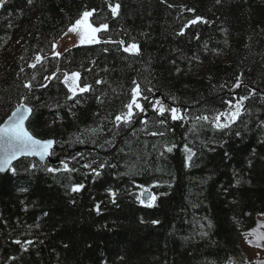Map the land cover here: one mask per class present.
Returning <instances> with one entry per match:
<instances>
[{"label":"trees","instance_id":"16d2710c","mask_svg":"<svg viewBox=\"0 0 264 264\" xmlns=\"http://www.w3.org/2000/svg\"><path fill=\"white\" fill-rule=\"evenodd\" d=\"M85 11L108 25L102 41L37 63ZM73 72L88 91L69 92ZM137 84L145 111L116 127ZM243 97L229 128L197 119ZM22 100L26 128L55 141L60 162L21 159L0 174V264H247L240 239L264 215V0H7L0 124ZM157 100L184 119L166 112L160 125Z\"/></svg>","mask_w":264,"mask_h":264},{"label":"snow or ice","instance_id":"6c2138e0","mask_svg":"<svg viewBox=\"0 0 264 264\" xmlns=\"http://www.w3.org/2000/svg\"><path fill=\"white\" fill-rule=\"evenodd\" d=\"M32 0H29V3H31ZM7 3V0H0V8L4 7V5ZM112 14L115 16L118 14V10L120 5L116 4L115 6L109 5ZM94 11V10H93ZM93 11H85L82 13L81 17L75 21V24L68 29L69 32H77L80 34L81 43H98L99 41L96 39V33L100 31V28L107 29L108 25L105 23L98 27H93V25L89 22V18L93 15ZM202 18L197 17L196 19L192 20L191 23L195 24L198 20H201ZM206 22V21H205ZM183 34V33H181ZM120 44H123V41L119 42ZM124 51L126 52H136L138 51V46L133 43L129 45L128 47L124 48ZM56 56H59V53H55ZM36 62H41V57L39 55L36 56ZM30 67L35 68L36 64L30 65ZM80 74L78 72H73L71 75L65 73L64 75V82L66 86L68 87L69 92L72 93L73 96L76 95L77 90L80 92H86L91 87L90 85H85L84 87H80V85L77 83L79 80ZM35 77H33L34 79ZM47 79V77H46ZM97 83H101V81H97ZM42 87H46V85H41ZM236 87H239V83L235 85ZM25 87L31 89L32 85L25 84ZM141 96L140 93V87L137 84L136 87L132 90V98L131 103H128L126 105L127 112L121 113L119 115H116L115 117V125L116 127H119L121 123L124 124H131L133 122V118L136 115V113L133 111V108L138 109L139 112L143 113L145 111V108L138 102V97ZM144 99H147V97H144ZM244 99H247V97L241 98V103H237L234 107L231 106L230 102V111L229 112H219L214 117L209 118V116H200L197 117L198 120L203 122L211 123L215 128L217 129H226L229 128L231 124L235 123L243 111L242 108V101ZM153 111L157 113L159 117H162L163 119L159 120L160 125L166 124L167 117L165 116L166 112L169 113L171 120H183L184 117L179 114V111L175 107L166 108L159 100L155 102L153 105ZM32 109L27 107L25 104L21 103L18 105V107L11 113V115L8 117L7 122H5L2 126H0V172H4L6 170H10L13 173H15V168L12 166L13 161L16 160L18 157L24 156H34L39 157L40 161H44L45 158L49 155H51V149L53 148V145L55 141L53 140H41L34 137V135L25 127V120L28 118V116L31 114ZM224 118L223 122L221 118ZM143 123L147 124V121H144ZM93 133L97 131V129L92 130ZM153 136L160 135L163 136L164 132L162 131H153L150 133ZM175 146H164L163 151L164 152H172L173 148ZM186 155V162L190 163L192 160V157L195 155V153L188 148L185 147ZM163 155V152L161 153ZM35 167V165H32ZM84 167L88 168L91 167L89 164H85ZM64 171L68 172L71 171L69 169L68 165L65 163ZM48 172H56L58 169L54 168H48ZM93 173L96 176H99L100 173L93 169ZM84 185L78 184L74 187H72L71 191L78 192L80 191ZM114 196L115 194L112 193ZM156 196L149 192L148 189H142L140 192V202L142 204H146V206L151 207L153 206ZM97 210H99V206H97ZM261 227H264V225H261ZM251 235H255L257 237V242L254 246L259 247V241L264 240V234H260L256 231H253L250 233ZM16 243L20 244L21 241L17 240ZM26 243L31 244L32 241H27ZM252 243L251 241L249 242Z\"/></svg>","mask_w":264,"mask_h":264},{"label":"rangeland","instance_id":"374dc122","mask_svg":"<svg viewBox=\"0 0 264 264\" xmlns=\"http://www.w3.org/2000/svg\"><path fill=\"white\" fill-rule=\"evenodd\" d=\"M90 22V18H89ZM91 23V22H90ZM75 23H73L70 27H72ZM69 27V28H70ZM94 27V26H93ZM68 28V29H69ZM100 28V27H99ZM68 29L65 33L53 44L52 49L48 52L45 57H55L58 58L65 51L80 47V46H89L97 43H81L80 34L77 32H69ZM104 31L103 28H100V31L96 33V39L101 42L100 34ZM98 42V43H99ZM55 53H59V56H56ZM43 59V57H41ZM48 79H46L47 81ZM45 81V82H46ZM78 91V90H77ZM224 119V118H223ZM223 122V120H222ZM256 227L246 232L240 240V249L245 257L247 264H264V240H260L259 247L254 246L257 242V237L255 235H251L253 231H256L260 234H264V215L259 216L256 219ZM252 242L251 244L249 242Z\"/></svg>","mask_w":264,"mask_h":264},{"label":"water","instance_id":"95a60500","mask_svg":"<svg viewBox=\"0 0 264 264\" xmlns=\"http://www.w3.org/2000/svg\"><path fill=\"white\" fill-rule=\"evenodd\" d=\"M21 103L25 104V103H24V100L21 101L20 104H21ZM27 107H28V106H27ZM13 111H15V109H14ZM13 111H12V112H13ZM12 112H11V113H12ZM11 113L9 114V116L11 115ZM9 116H8V117H9ZM8 117H7V118H6V119L0 124V126H2L5 122H7ZM29 117H30V115H29L28 118L25 120V127H26V123H27ZM41 140H51V139H41ZM55 149H56V147H55V143H54L53 148L51 149V153H52L53 151H55ZM78 150H79V148H77V149L75 150V152H77ZM23 158L34 159V160H36L37 162H39V163H41V164H43V163H47L48 165H51V166H56V165L59 163V160H58L57 158L52 159V158H51V155H49V156H47V157L45 158L44 161H40L39 157H34V156L24 157V156H21V157H18L16 160H14V161H13V164L16 163L17 161H19L20 159H23ZM7 171H8V170H6V171H4V172H0V174L6 173Z\"/></svg>","mask_w":264,"mask_h":264}]
</instances>
